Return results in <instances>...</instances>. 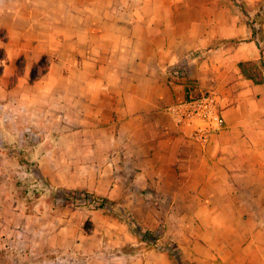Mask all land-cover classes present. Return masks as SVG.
<instances>
[{"label":"crops","instance_id":"crops-1","mask_svg":"<svg viewBox=\"0 0 264 264\" xmlns=\"http://www.w3.org/2000/svg\"><path fill=\"white\" fill-rule=\"evenodd\" d=\"M261 1L0 0V145L51 187L120 201L177 254L86 208L109 251L92 263L264 264V81L238 66L259 60ZM210 89L225 127L201 145L164 108ZM53 225L54 249L90 264L93 235Z\"/></svg>","mask_w":264,"mask_h":264},{"label":"rangeland","instance_id":"rangeland-1","mask_svg":"<svg viewBox=\"0 0 264 264\" xmlns=\"http://www.w3.org/2000/svg\"><path fill=\"white\" fill-rule=\"evenodd\" d=\"M25 134L34 141L42 136L30 131ZM35 162L28 149H5L0 145V264H79L54 249L53 224L61 218L70 220L74 230L82 232V236L93 235L80 258L82 263L87 260L90 264H99L91 261L106 259L109 251L102 242L96 245V239L105 235L102 231L93 232L92 228L100 226L104 213H110L104 209L103 214L98 211L87 215L84 207L53 200L51 189L60 186L51 187L46 179L40 178ZM62 246L58 247L63 249ZM126 248L130 247L125 245L123 249Z\"/></svg>","mask_w":264,"mask_h":264},{"label":"trees","instance_id":"trees-1","mask_svg":"<svg viewBox=\"0 0 264 264\" xmlns=\"http://www.w3.org/2000/svg\"><path fill=\"white\" fill-rule=\"evenodd\" d=\"M264 5V0L257 3L260 8ZM252 28L253 36L258 33L259 40L257 41L259 48V60L254 61H240L238 63L239 69L243 77L250 79L254 84H261L264 81V36L262 35L261 28L256 30L254 26L249 22ZM252 36V37H253ZM254 39V38H251ZM23 161V160H21ZM35 171L40 178L45 179L40 172L37 165H35ZM51 196L53 200H59L63 205L84 207L91 210L106 209L110 214L119 216L125 220L130 229L137 234L139 241L147 244H155L158 248L166 250L173 255L176 254V248L173 244L162 242L156 236L155 231L144 227L129 210H127L120 201L110 199L105 196L98 195L95 192H91L87 189L80 188H65L57 187L51 189Z\"/></svg>","mask_w":264,"mask_h":264},{"label":"built area","instance_id":"built-area-1","mask_svg":"<svg viewBox=\"0 0 264 264\" xmlns=\"http://www.w3.org/2000/svg\"><path fill=\"white\" fill-rule=\"evenodd\" d=\"M164 111L177 125L192 126L188 138L201 145L206 144L212 134L218 133L225 127L217 93L212 89L197 93L190 92L182 100L166 106Z\"/></svg>","mask_w":264,"mask_h":264}]
</instances>
